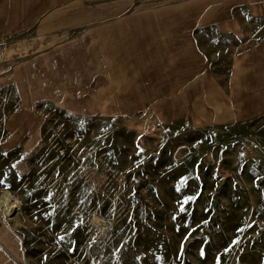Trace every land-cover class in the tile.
<instances>
[{
	"label": "rangeland",
	"instance_id": "374dc122",
	"mask_svg": "<svg viewBox=\"0 0 264 264\" xmlns=\"http://www.w3.org/2000/svg\"><path fill=\"white\" fill-rule=\"evenodd\" d=\"M42 1L0 0V264H264V0Z\"/></svg>",
	"mask_w": 264,
	"mask_h": 264
},
{
	"label": "crops",
	"instance_id": "0c3cea01",
	"mask_svg": "<svg viewBox=\"0 0 264 264\" xmlns=\"http://www.w3.org/2000/svg\"><path fill=\"white\" fill-rule=\"evenodd\" d=\"M65 2L66 0H46V1H42L43 2V4H45L46 6H53V5H55V4H59V3H62V2ZM60 10L58 9V12H59ZM57 11H52L51 12V14H52V16L53 15H55V14H57L58 13ZM100 19V18H99ZM102 19V18H101ZM92 20V18H90V19H88V21H91ZM82 23H86V21H83ZM67 46H70V44H68ZM2 236V235H1ZM2 237H4V236H2ZM1 238V237H0Z\"/></svg>",
	"mask_w": 264,
	"mask_h": 264
},
{
	"label": "bare ground",
	"instance_id": "6f19581e",
	"mask_svg": "<svg viewBox=\"0 0 264 264\" xmlns=\"http://www.w3.org/2000/svg\"><path fill=\"white\" fill-rule=\"evenodd\" d=\"M7 194H5L4 196H6ZM3 196V197H4ZM10 199V198H9ZM8 200V199H7ZM5 200V201H7ZM4 200L0 199V203L2 204V207H4V213L9 215L12 213L13 209L15 208L16 209V205L13 204V205H10L9 203H5Z\"/></svg>",
	"mask_w": 264,
	"mask_h": 264
},
{
	"label": "snow or ice",
	"instance_id": "6c2138e0",
	"mask_svg": "<svg viewBox=\"0 0 264 264\" xmlns=\"http://www.w3.org/2000/svg\"><path fill=\"white\" fill-rule=\"evenodd\" d=\"M181 210H183V209H181Z\"/></svg>",
	"mask_w": 264,
	"mask_h": 264
}]
</instances>
